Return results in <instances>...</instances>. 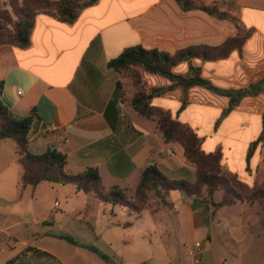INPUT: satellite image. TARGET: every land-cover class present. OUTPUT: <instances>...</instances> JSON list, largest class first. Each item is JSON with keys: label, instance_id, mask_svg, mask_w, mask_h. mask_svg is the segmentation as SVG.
Returning a JSON list of instances; mask_svg holds the SVG:
<instances>
[{"label": "crops", "instance_id": "1", "mask_svg": "<svg viewBox=\"0 0 264 264\" xmlns=\"http://www.w3.org/2000/svg\"><path fill=\"white\" fill-rule=\"evenodd\" d=\"M10 1L0 0V12L14 21ZM234 6L244 27L254 31L242 51H234L219 61L205 62L199 58L185 61L173 69L175 74L187 75L190 67L195 66L201 69L203 78L223 90L248 88L264 78V0H234ZM14 31L13 22L0 17V34ZM238 33L230 19H220L199 9L186 11L177 0H99L83 9L72 24L39 13L29 47L7 42L0 45L2 99L14 118H32L27 137L30 153L41 155L56 149L67 157L65 170L69 174L97 169L106 191L113 187L135 189L142 172L152 164L171 180L193 183L196 168L188 162L182 144L166 142L159 120L148 119L132 107L136 87L133 83L128 85V80L110 68L109 62L131 47L174 55L192 46H220ZM135 68L146 94L165 89L151 100L150 106L189 125L202 139L206 154L220 150L225 171L248 184L264 175V139L259 141L264 134V94L244 98L222 118L230 107V97L194 86L188 91V106L182 109L181 87L172 88L174 82L169 78L141 66ZM120 83L122 99L116 98ZM4 141H0V264L150 262L143 251L135 248L128 257L123 253L117 259L119 255L113 248L123 244L134 247L138 227L135 223L143 213L156 214L169 208L157 212L148 209L141 214L128 208L122 210L132 222L122 223L124 218L112 221L114 226H103L100 235L90 232L85 239L88 243L75 237L74 226H41L54 223L51 218L58 204L53 203L54 199L64 200L65 211L74 216L89 212L90 202L95 203L92 197H97L79 191L73 184L43 182L36 188H22L18 144L14 141L15 150ZM29 188L33 190L28 192ZM169 200L174 204L170 210L179 216L194 244L209 242L199 264L213 263L207 255L212 251L211 218L203 201L181 191L171 192ZM15 204L18 211L35 212L42 219L27 215V220L21 222L11 220L4 208ZM104 204L99 206L104 215L118 217L119 210L111 207L122 205ZM167 256L164 264H186L174 261L168 253Z\"/></svg>", "mask_w": 264, "mask_h": 264}, {"label": "trees", "instance_id": "2", "mask_svg": "<svg viewBox=\"0 0 264 264\" xmlns=\"http://www.w3.org/2000/svg\"><path fill=\"white\" fill-rule=\"evenodd\" d=\"M12 1L13 4H11V7L17 18V21L14 22L15 33L12 35L0 34V45L7 42L21 48H27L31 44V34L35 25V18L39 13H45L63 22L72 24L78 19L83 9L95 5L99 0ZM177 1L186 11L199 9L220 19H230L239 29L238 35L229 38L220 46H192L180 50L174 55L157 49L148 50L141 46L131 47L126 49L118 58L111 60L109 67L120 73L123 78L125 77L123 75L125 71L132 70L134 72L135 78L131 80L137 89V94L131 101L132 107L148 119L156 117L160 122L159 127L164 135L165 141L179 142L182 144L188 162L196 168V181L192 183L185 180H171L159 170L157 165H149L141 174L137 187L138 200L143 202L147 198V193L152 192L165 205V209L169 207L174 208V204L169 200L170 194L173 191H181L189 197L202 199L207 208L210 206L214 207V212L223 207L232 206L235 203V200L227 198L230 193L234 194L235 199L238 198L240 200V197L235 195L234 191H230L227 196H224L221 202L216 203L214 201L216 191L225 187L229 188L232 185V183L228 182V178H231L234 183L239 185H244V183L239 180L237 175L223 171L221 165L222 153L220 150L206 154L202 150V139L199 138L189 125L173 120L163 110L154 109L150 106L151 100L162 94L165 89H156L152 94H146L139 72L133 69L135 66H141L148 72L172 80L174 82L172 88L181 87L184 91L182 109L188 106V91L194 86H203L219 95L230 97V107L224 111L222 118L227 116L244 98L264 94V78L250 85L248 88L223 90L215 87L209 80L203 78L201 69L198 67L191 66L187 75L175 74L173 69L176 66L185 61H191L194 58L202 59L205 62L227 59L234 51H242L245 43L254 32L252 29L247 30L244 27L238 15L221 14L220 2L205 4L201 0ZM0 17L9 22H13L10 15L5 12H0ZM3 92L4 84L0 83V141L12 139L18 144V163L22 168V188H36L43 182L73 184L76 185L79 191L87 194H95L104 203H109L114 206H125L136 214H141L145 210H148L146 207L136 208L132 206L128 200L126 191L119 187H113L106 191L102 186V178L97 169L89 168L80 174H69L65 170L68 164L67 157L56 149H50L41 155L30 153L28 151L27 137L31 130L32 118L21 120L14 118L3 102ZM123 95L124 93L120 83L118 85V91L116 92V98L122 99ZM220 121L217 122V126ZM263 139L264 134L260 137L259 141ZM258 142L253 144L249 152V157H251ZM204 189L207 192V197L203 195ZM261 195H264L263 191H252L248 196V200L262 203ZM262 205L264 206V203ZM160 210L162 209L156 207L152 211L157 212ZM70 241L75 243L73 240Z\"/></svg>", "mask_w": 264, "mask_h": 264}, {"label": "rangeland", "instance_id": "3", "mask_svg": "<svg viewBox=\"0 0 264 264\" xmlns=\"http://www.w3.org/2000/svg\"><path fill=\"white\" fill-rule=\"evenodd\" d=\"M11 4H13V1H10V5ZM220 13L232 16L238 15L234 6V0H220ZM16 21L17 18L13 21V24ZM14 33L15 31L5 34L12 35ZM133 70L139 72L136 68ZM123 75L125 76L124 79L128 80L126 83L128 82V85H131L132 80L135 78L134 72L132 70H127ZM4 143L17 150V145L14 140L8 139L4 141ZM223 171L229 173L224 169ZM227 180L232 183V185H230L229 188L225 187L216 191L214 201L216 203L221 202L224 196H227L230 191H234L235 195L240 197V200L238 198L235 199L234 194L230 193L227 198L235 200L232 206H226L219 210L216 209L217 211H214L215 213L213 212L214 207L210 206L207 208L210 210L212 231L210 248L212 251H208L207 255L211 256V261L213 262L211 264H264V206L262 205V203H264V195H261L262 203L248 200V196L252 191L260 190L264 192V175L250 184L240 180L244 185L234 183L231 178ZM137 187L131 191L125 190L132 206L136 208L146 207L151 210L156 207L165 209V205L152 192H148L147 198L143 202H140L138 200ZM30 190L33 189L29 188L28 192H31ZM203 195L207 197L205 189L203 190ZM92 198L91 200H95V203H93L94 201L90 202L91 206L89 212L84 214L76 213L74 216L65 211L66 202L64 200L59 198L54 199L53 203L56 201L58 202L56 211L51 218L52 221L54 220V223H42L40 225L74 226V231L76 233L74 234L75 237H78L81 242L88 243L85 239L90 232L92 233V231H95L97 235H100L103 226H114L112 221L116 222L121 218H124V222L122 223L133 221L132 218L127 217V214L123 212L127 210V208L123 206L111 207L119 210V215L116 218L104 215L103 209L99 206H106V204L99 202L95 197ZM58 205H60V207ZM16 206L17 204L4 208L5 212L11 215V220L21 222L27 220V215L36 217L39 220L42 219L38 218L39 215L35 212L24 213L18 211ZM170 209L172 208L169 207V210L156 214H152L151 212L143 213L141 219L135 223V226H138L135 233L137 237L135 246H125L123 244L113 248L119 255L117 259H120L123 253L128 257L131 249L135 248L144 252V256L150 260L148 264L166 263L168 259L167 253L171 255L176 262L182 260L186 262V264H195L192 257L189 255L190 250L194 247L193 239L187 228L181 225L179 216L174 210ZM48 212H51L50 204ZM56 212H58L60 217H57L58 215ZM21 226L25 225L22 224ZM145 228L148 230H145ZM202 243L204 252L199 256L200 260L206 255L205 250L209 242L206 241ZM164 249H166V252H164Z\"/></svg>", "mask_w": 264, "mask_h": 264}, {"label": "built area", "instance_id": "4", "mask_svg": "<svg viewBox=\"0 0 264 264\" xmlns=\"http://www.w3.org/2000/svg\"><path fill=\"white\" fill-rule=\"evenodd\" d=\"M172 155V153H171ZM203 251V243L202 242H197L194 244V247L190 250L189 255L193 258L195 264H199V254L200 252Z\"/></svg>", "mask_w": 264, "mask_h": 264}]
</instances>
